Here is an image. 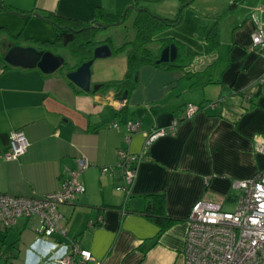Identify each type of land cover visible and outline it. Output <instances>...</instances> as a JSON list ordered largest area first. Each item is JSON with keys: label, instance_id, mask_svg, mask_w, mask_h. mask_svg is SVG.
Returning a JSON list of instances; mask_svg holds the SVG:
<instances>
[{"label": "crops", "instance_id": "crops-1", "mask_svg": "<svg viewBox=\"0 0 264 264\" xmlns=\"http://www.w3.org/2000/svg\"><path fill=\"white\" fill-rule=\"evenodd\" d=\"M133 2L0 0V6L31 13H0V27L25 38L21 27L28 26V39L53 42L55 29L43 19L47 13L89 25L96 9L122 15ZM141 6L171 19L181 8L179 0ZM185 10L188 23L192 17L200 29H191L187 37L167 38L190 47L195 59L183 69L141 67L137 86L125 99L113 90L85 93L75 86L78 92L60 69L46 75L36 68L0 66V194L54 193L75 170L77 159L89 163L78 176L84 193L60 207L65 235L38 237L29 221L0 229V264H58L72 242L91 253L87 264H184L186 218L192 205L207 201L232 211L233 181L264 169V155L254 149L264 139V48L251 43L257 26L264 32V0H194L182 15ZM216 18L219 43L209 52L205 37ZM206 67L210 83L191 86L192 75ZM125 71V52L111 54L93 62L90 80L98 85L121 80ZM187 104L201 108L182 120ZM130 122L139 123L137 132L128 133ZM173 122V131L155 139L143 154L147 133L168 130ZM17 129L29 147L23 156L6 161L9 134ZM117 149L143 154L126 199L115 190ZM152 194H163L166 215L178 219L162 232L141 214L145 197ZM89 221L95 225L89 227Z\"/></svg>", "mask_w": 264, "mask_h": 264}, {"label": "built area", "instance_id": "built-area-1", "mask_svg": "<svg viewBox=\"0 0 264 264\" xmlns=\"http://www.w3.org/2000/svg\"><path fill=\"white\" fill-rule=\"evenodd\" d=\"M251 43L264 48V32L260 26L252 34ZM198 111V106L187 104L182 120L191 119ZM175 125L176 122H173L168 130L153 129L147 133L143 154L155 139L172 132ZM138 129V122L127 124L128 133H135ZM125 140L128 141V137ZM28 147L23 132L13 130L9 134V149L3 159L16 160L27 152ZM254 149L264 155V139H260ZM142 155L132 156L124 149L116 150L115 168L119 182L115 190L123 193L125 199L130 195L135 165ZM88 167L85 158L77 159L75 170L68 173L60 189L41 197L0 194V229L12 230L19 222L29 221L38 237H49L56 233L65 235L60 207L84 193L78 176ZM232 188L236 192L232 211L222 210L220 205L207 201H197L192 205L186 218L184 264H264V169L249 179L233 181ZM94 225V222H88L89 227ZM90 259L88 250L80 249L72 242L70 250L57 263L87 264Z\"/></svg>", "mask_w": 264, "mask_h": 264}, {"label": "trees", "instance_id": "trees-1", "mask_svg": "<svg viewBox=\"0 0 264 264\" xmlns=\"http://www.w3.org/2000/svg\"><path fill=\"white\" fill-rule=\"evenodd\" d=\"M152 1L159 0H134L133 4L125 10L124 16L109 14L102 8H98L95 11L93 21L89 25H83L78 21L56 16L54 13H47L43 19L49 21L55 29L56 38L53 42L23 38L21 34L11 36L4 28L0 27V66L3 70L13 68L3 61V57L10 47L16 45L15 41L23 40L30 43L26 47H34L37 50L49 51L53 54H55L53 49L68 48L73 65L65 71L67 74L68 72L74 71L83 62L90 60L95 47L106 44L111 49L112 54L125 52L126 71L121 80L102 83L99 91L113 90L117 98H122L123 95L128 96L137 86L138 72L141 67L152 66L162 70L183 69L197 56L190 47L173 38L155 39V36L164 29L177 26L181 22L183 9L189 6L194 0H179L181 8L173 19L152 15L141 6L142 3ZM235 4L229 8H232ZM0 13H15L24 16L31 14L30 12L20 11L9 6H0ZM127 19H130L129 23L132 30V35L129 40H125L118 46H114L109 37L101 42L95 41V36L101 28L93 27L94 25L97 24L109 28L123 25ZM217 23L216 18L205 37L209 52L215 50L219 43ZM154 41L161 43L157 51L148 48L149 44ZM171 44H174L177 50L175 60L173 62L157 63L162 50ZM192 77L195 78V81L191 84L193 87H201L210 83V71L208 67L201 72L194 73ZM68 83L71 87L77 89L71 82ZM77 91L81 92L78 89ZM198 107L201 108V106ZM141 214L156 223L159 227V232L164 231L172 224L178 222V219L166 215L163 194L146 196L145 206Z\"/></svg>", "mask_w": 264, "mask_h": 264}, {"label": "water", "instance_id": "water-1", "mask_svg": "<svg viewBox=\"0 0 264 264\" xmlns=\"http://www.w3.org/2000/svg\"><path fill=\"white\" fill-rule=\"evenodd\" d=\"M124 16V13L122 14ZM35 17L41 19L37 14ZM93 27H100L106 29V26L94 25ZM112 54L111 49L108 45H100L93 49L92 58L86 62L80 64L74 71L66 74V79L76 86L81 91L96 92L99 90L100 85L95 84L91 86L90 68L95 60L104 59L110 57ZM177 56V50L174 44L165 47L160 53V57L157 63L173 62ZM3 61L10 67L21 68V69H38L43 74H52L62 67L64 59L55 55L49 51L37 50L34 47H21L13 46L10 47L3 57ZM126 95L122 96L125 99Z\"/></svg>", "mask_w": 264, "mask_h": 264}, {"label": "rangeland", "instance_id": "rangeland-1", "mask_svg": "<svg viewBox=\"0 0 264 264\" xmlns=\"http://www.w3.org/2000/svg\"><path fill=\"white\" fill-rule=\"evenodd\" d=\"M188 9V8H187ZM187 11L189 10H185L183 15H182V19L181 22L174 27H170V28H166L163 31H161L158 35L155 36V39H162V38H167V36H178V34H180L181 36L183 35L184 37L189 36V31H191V29L193 28H197L200 29V26L198 25V23L194 22L197 20H193L191 17L190 23H188V17H187ZM149 12V11H148ZM194 13H196L195 10H193ZM150 13V12H149ZM198 16L202 17L199 13H197ZM153 15V14H152ZM205 18V17H203ZM201 18V19H203ZM171 19V18H168ZM206 19V18H205ZM130 19H127L126 22L123 25H117V26H112L106 29H101L97 32L96 36H95V41L97 42H101L104 41L106 38H111L113 45L114 46H118L121 45L125 40H129L131 38L132 35V30L130 27V23H129ZM195 26L197 27H194ZM22 28V32L25 38H29V34H32L30 27H21ZM24 28V29H23ZM176 34V35H174ZM198 36V33H196V37ZM50 40H55V35L52 37V39ZM16 45L15 46H21V47H26V45L30 44L29 42L20 40V41H15ZM160 42L159 41H154L151 44H149L148 48H150L151 50L157 51V49L160 47ZM53 52L55 54L60 55L63 59H64V64L62 65L61 68H59V72H65L68 68H70L72 66V57L69 53V49H63V48H58V49H53ZM93 69V64L90 68V72ZM91 86L94 85L95 83H93L91 80Z\"/></svg>", "mask_w": 264, "mask_h": 264}]
</instances>
